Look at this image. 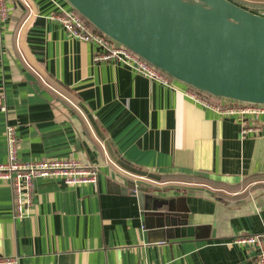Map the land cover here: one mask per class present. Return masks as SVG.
Listing matches in <instances>:
<instances>
[{"label": "crops", "instance_id": "1", "mask_svg": "<svg viewBox=\"0 0 264 264\" xmlns=\"http://www.w3.org/2000/svg\"><path fill=\"white\" fill-rule=\"evenodd\" d=\"M233 2L264 17V0ZM6 5L0 164L11 124L19 160L72 158L95 165L98 179L80 187L36 179L21 217L0 181V257L12 264H258L257 249L234 239L264 235V180H257L264 117L247 120L258 130L243 135L240 121L187 97L188 85L173 79L169 88L121 63L96 61L95 44L47 18L71 7L66 0ZM142 192L156 198L148 206L162 199L184 211L194 233L150 236Z\"/></svg>", "mask_w": 264, "mask_h": 264}, {"label": "water", "instance_id": "2", "mask_svg": "<svg viewBox=\"0 0 264 264\" xmlns=\"http://www.w3.org/2000/svg\"><path fill=\"white\" fill-rule=\"evenodd\" d=\"M66 1L97 30L173 79L216 97L264 104L263 16L228 0ZM143 193L150 236L162 241L194 233L184 211L162 199L148 206L156 198Z\"/></svg>", "mask_w": 264, "mask_h": 264}, {"label": "built area", "instance_id": "3", "mask_svg": "<svg viewBox=\"0 0 264 264\" xmlns=\"http://www.w3.org/2000/svg\"><path fill=\"white\" fill-rule=\"evenodd\" d=\"M9 9L6 0H0V31L7 21ZM58 23L73 39L95 44L100 53L95 60L99 62H117L137 71L149 80L173 87V78L152 66L134 52L93 28L72 7L59 10L47 17ZM193 102L217 115L232 117L243 124L242 134L257 131L256 126L245 125L247 120L257 121L264 117V104L239 102L220 106L198 95L193 90L185 92ZM4 106L0 111L4 112ZM7 161L0 164V181L9 184L12 190L15 217H21L31 206L33 182L36 179H56L67 187H80L95 184L98 179V168L85 165L72 158H49L43 160L21 161L17 157V137L14 125H6ZM136 193V190H134ZM235 243L254 246L258 251V264H264V235L242 236L234 239ZM13 258L0 257V264H12Z\"/></svg>", "mask_w": 264, "mask_h": 264}, {"label": "trees", "instance_id": "4", "mask_svg": "<svg viewBox=\"0 0 264 264\" xmlns=\"http://www.w3.org/2000/svg\"><path fill=\"white\" fill-rule=\"evenodd\" d=\"M229 1H231V0H229ZM232 3H234L233 2V0L231 1ZM236 5V4H235ZM83 19L84 20H86L84 17H83ZM86 22H88L87 20H86ZM89 23V22H88ZM90 24V23H89ZM90 25H92V24H90ZM93 26V25H92ZM93 28H95L94 26H93ZM96 29V28H95ZM163 72V71H162ZM164 73V72H163ZM164 74H166V73H164ZM167 75V74H166ZM169 76V75H168ZM169 77H171V76H169ZM190 87V89L191 90H193V91H195L198 95H200V96H202V97H204V98H206V99H208V100H210L211 102H213V103H215V104H218V105H220V106H227V105H229V104H232V103H237V101H235V100H231V99H228V98H223V97H216V96H213V95H211V94H209V93H207V92H204V91H200V90H197V89H195V88H193V87H191V86H189ZM63 93V92H62ZM251 178V177H250ZM250 178H246L245 180H243V182L245 183V182H249L250 180ZM257 178H260V179H257V180H264V175H259V177H257ZM253 181H255V180H253Z\"/></svg>", "mask_w": 264, "mask_h": 264}]
</instances>
